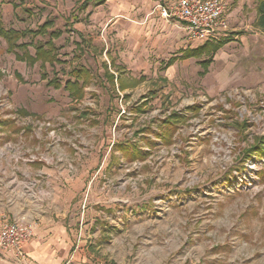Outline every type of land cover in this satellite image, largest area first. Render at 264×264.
Returning <instances> with one entry per match:
<instances>
[{"label": "rangeland", "instance_id": "1", "mask_svg": "<svg viewBox=\"0 0 264 264\" xmlns=\"http://www.w3.org/2000/svg\"><path fill=\"white\" fill-rule=\"evenodd\" d=\"M172 2L0 0V29L19 33L14 46L0 34V191L42 192L66 218L63 264H264L253 0L206 75V56L168 67L202 47L160 15ZM39 48L51 60L31 63ZM81 69L76 98L66 84Z\"/></svg>", "mask_w": 264, "mask_h": 264}, {"label": "crops", "instance_id": "2", "mask_svg": "<svg viewBox=\"0 0 264 264\" xmlns=\"http://www.w3.org/2000/svg\"><path fill=\"white\" fill-rule=\"evenodd\" d=\"M229 4L230 3L228 0V7ZM245 6H247L246 0H240L239 4L235 8H233L231 14L228 15L227 21L228 23H230L231 28H235V26L239 24L236 23L239 19H234V16L235 14L240 12V10L242 13L245 10ZM249 9L252 10L250 14L251 16H253L251 25L254 28V23L257 18L256 0H253V6H250ZM184 26L189 37L187 27L185 24ZM212 43L216 42H207L200 44H202L203 47L204 44ZM186 50H182L181 56ZM181 56L172 59L175 60L172 65H174V63H176L178 60L187 61L190 59L203 58H189L187 60H180ZM172 65L168 67H171ZM0 194L2 195V199L0 198V227L3 224L2 222L6 218L11 221L34 224L36 226L35 237L29 242L26 247V259L21 260L17 258L13 252L5 253L0 249V264H63L64 260L70 255L68 250L70 246L71 235L68 229V222L66 221V218L62 217L61 219H59V213L54 214L51 212L49 208L51 204L47 203V205H45V202L47 200L42 192H38V194L41 195V200L37 199V202L34 201L33 198L31 200L30 197H27L26 195L21 193V197H17V194L8 195L2 191H0ZM12 196L13 199L17 197L18 201L14 202V200H11ZM35 196L36 194H34L33 197ZM49 211L51 212V214H49ZM53 216L56 218H53ZM76 260L77 259H75V262Z\"/></svg>", "mask_w": 264, "mask_h": 264}, {"label": "built area", "instance_id": "3", "mask_svg": "<svg viewBox=\"0 0 264 264\" xmlns=\"http://www.w3.org/2000/svg\"><path fill=\"white\" fill-rule=\"evenodd\" d=\"M165 19L184 23L191 42H217L229 30L227 0H173L169 7H159ZM36 226L22 222H3L0 227V249L24 260L26 247L35 237Z\"/></svg>", "mask_w": 264, "mask_h": 264}, {"label": "trees", "instance_id": "4", "mask_svg": "<svg viewBox=\"0 0 264 264\" xmlns=\"http://www.w3.org/2000/svg\"><path fill=\"white\" fill-rule=\"evenodd\" d=\"M95 1L100 2V3L105 2V0H95ZM256 12H257V18L254 23V28L264 34V0H257ZM0 34L7 40V42L11 46L15 45L14 41H16L19 36V33H17L16 31L8 32V31H3L2 29H0ZM51 44L52 42L49 43L50 46ZM226 44L227 42L221 41L217 43L206 44L202 48H199V49L186 50L183 53V55L180 57V60H187L189 58H201L203 56H206V58L208 59L201 63V67L203 69L202 75H206L210 65L212 64L214 60V57L223 47L226 46ZM42 51H43L42 48L38 49L36 58L29 56V60L31 61V63H35L38 60H42L45 63L48 60H51L52 56H50L48 52H44V51L42 52ZM174 61L175 60H171L168 66L172 65ZM86 73L87 71L82 70V69L77 71V74L76 75L74 74L76 81L75 82L70 81L66 84L67 85L66 90L71 92V94L76 98H81V95L83 94L86 79L88 78ZM81 81H83L82 87L78 84Z\"/></svg>", "mask_w": 264, "mask_h": 264}]
</instances>
